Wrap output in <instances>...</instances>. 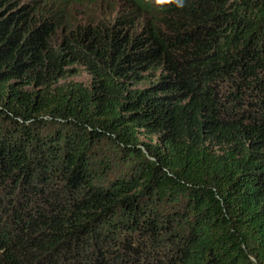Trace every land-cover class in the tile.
<instances>
[{
  "label": "trees",
  "instance_id": "16d2710c",
  "mask_svg": "<svg viewBox=\"0 0 264 264\" xmlns=\"http://www.w3.org/2000/svg\"><path fill=\"white\" fill-rule=\"evenodd\" d=\"M0 264H264V0H0Z\"/></svg>",
  "mask_w": 264,
  "mask_h": 264
},
{
  "label": "rangeland",
  "instance_id": "374dc122",
  "mask_svg": "<svg viewBox=\"0 0 264 264\" xmlns=\"http://www.w3.org/2000/svg\"><path fill=\"white\" fill-rule=\"evenodd\" d=\"M72 80L82 82L85 85L89 82V78L82 71L79 72L77 77L72 78Z\"/></svg>",
  "mask_w": 264,
  "mask_h": 264
}]
</instances>
